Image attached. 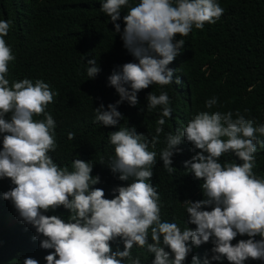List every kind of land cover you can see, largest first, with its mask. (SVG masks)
Listing matches in <instances>:
<instances>
[{"label":"clouds","instance_id":"1","mask_svg":"<svg viewBox=\"0 0 264 264\" xmlns=\"http://www.w3.org/2000/svg\"><path fill=\"white\" fill-rule=\"evenodd\" d=\"M100 10L134 57L108 77L119 99L106 108L101 102L93 119L103 127L119 125L108 135L114 155L107 166L128 183L114 187L108 198L96 187L101 177L93 175L90 160L78 156L70 166H62L49 154L58 147L57 121L47 109L58 93L40 79H8L9 64L16 59L5 40L12 21L0 19V179L13 185L2 193L3 199L13 204L22 223L35 229L32 239H39L40 248L52 250L44 256L46 264H142V255H151V264H185L194 248L209 242L211 255L206 253L202 264L264 260V177L254 172L256 153L264 149V123L240 110L208 111L218 104L213 96L204 102L207 110L197 111L175 133H165L173 116L171 97L167 91H151L146 107L149 112L159 108L155 133L120 126L124 117L118 105H138V93L150 86L163 89L182 83L179 77L174 80L169 65L183 50V37L193 28L202 31L205 24H215L224 9L218 0H100ZM86 64L88 79H94L101 71L97 59ZM40 116L43 119L34 118ZM162 134L164 146L157 152ZM75 136L69 132L68 140ZM184 141L194 153L183 161L185 174L201 182L203 198L182 201V229L175 216L171 222L162 219L163 205L152 177L158 154L165 171L175 173L173 157ZM229 154L240 162L222 160ZM99 163L104 164L103 158ZM61 207L68 210L67 219L46 214ZM238 235L248 238L233 244ZM117 241L122 250L119 243L113 248ZM23 264L40 262L29 256ZM192 264H201L200 257L192 255Z\"/></svg>","mask_w":264,"mask_h":264},{"label":"trees","instance_id":"2","mask_svg":"<svg viewBox=\"0 0 264 264\" xmlns=\"http://www.w3.org/2000/svg\"><path fill=\"white\" fill-rule=\"evenodd\" d=\"M218 2L224 9L220 19L215 24H205L202 31L193 28L189 36L183 37L184 48L169 65L175 70L174 80L179 77L182 83L163 89L158 85L150 86L138 93V105L133 107L127 102L118 105L124 117L121 127L135 126L138 133L145 135L155 133L159 108L149 112L146 107V97L151 91L157 95L167 91L171 97L173 116L164 126L165 133H175L197 111L207 110L204 102L213 96L218 97V104L208 111L235 113L240 110L247 118L255 117L259 123H264V0ZM0 19L12 21L5 40L16 59L9 64L8 79L27 77L33 82L40 79L58 93L47 109L57 121L58 147L49 154L62 166H70L78 156L90 160L94 164L93 175L101 177L96 187L103 188L111 198L114 187L128 183L119 181L107 166L114 155L108 135L119 125L94 124V108L101 102L106 108L119 99L115 89L109 86L108 77L118 65L134 62V57L123 47L119 34L115 35L112 23L107 22L108 18L101 12L100 0H0ZM120 22L123 28V21ZM93 57L101 71L94 79H88L86 61ZM34 118L43 119L42 116ZM69 132L76 133L74 140H68ZM163 146L162 134L157 152ZM179 147L182 151L173 157L177 169L172 175L165 171L157 155L152 183L160 193L162 219L171 222L175 216L183 229L186 215H182V201L203 196L201 182L184 170L183 161L194 154L193 146L184 141ZM101 158L104 164L99 163ZM256 159L254 172L264 177V149L258 150ZM222 160L240 162L231 154ZM12 186L9 179H0V264H23V259L29 256L46 264L44 256L52 250L40 248L39 239H32L35 229L22 223L13 204L3 199L2 193ZM46 214L67 219L68 210L61 207L55 213ZM247 238L238 235L232 243ZM118 243L122 250L119 241L113 242V248ZM212 246L209 242L194 248L185 264H192V255L199 256L202 264L205 254L211 255ZM136 251L134 248V255ZM152 258L142 255V264H151ZM212 264L229 262L224 259ZM245 264H264V260L249 259Z\"/></svg>","mask_w":264,"mask_h":264}]
</instances>
